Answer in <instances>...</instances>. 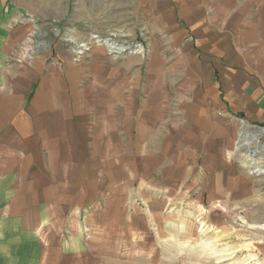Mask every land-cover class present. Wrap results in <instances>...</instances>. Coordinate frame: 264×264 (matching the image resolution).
<instances>
[{"label": "rangeland", "instance_id": "obj_1", "mask_svg": "<svg viewBox=\"0 0 264 264\" xmlns=\"http://www.w3.org/2000/svg\"><path fill=\"white\" fill-rule=\"evenodd\" d=\"M0 21L9 85L40 74L50 104L19 264H264V174L238 149L264 127L215 76L264 67V0H0Z\"/></svg>", "mask_w": 264, "mask_h": 264}, {"label": "crops", "instance_id": "obj_2", "mask_svg": "<svg viewBox=\"0 0 264 264\" xmlns=\"http://www.w3.org/2000/svg\"><path fill=\"white\" fill-rule=\"evenodd\" d=\"M6 33V37L0 33V264H19V254L15 253L17 250L23 252L19 259L32 256L30 249L36 245L37 240L30 236L38 233L31 226V220L38 217L33 212L18 211V187L26 185V178L33 180L34 174L44 177V171H48L47 165L42 164L40 159L37 162L35 158L34 142L35 139L41 141L49 138L52 134H49L48 99L37 97L30 100L35 83L41 81V75L35 78L18 71L22 75L12 83L15 86L9 85L8 72L18 67L7 69L2 66L3 46L9 48L17 38H12L11 32ZM22 39L19 38L20 41ZM255 71L254 75L239 76V73L215 69V76L220 97L230 111L250 124L264 126V67L255 68ZM11 89L12 93H8L7 90ZM27 156L33 157L34 162L29 171L24 172L27 165L23 164L27 163ZM29 242L35 244L31 243L28 247ZM24 264H35V260L34 263L29 260Z\"/></svg>", "mask_w": 264, "mask_h": 264}, {"label": "bare ground", "instance_id": "obj_3", "mask_svg": "<svg viewBox=\"0 0 264 264\" xmlns=\"http://www.w3.org/2000/svg\"><path fill=\"white\" fill-rule=\"evenodd\" d=\"M263 133H264L263 130H261L260 133L258 134L255 133L256 135L247 134L246 136L251 137V140H247V142L242 143L239 147L237 146L238 149L243 146L250 147L249 150L243 153L244 160L241 163L246 169L250 171V174L252 175L264 174V146L261 149L251 147L252 144H254L255 142H259L261 140ZM243 139L245 138L243 137ZM260 230L264 231V225L260 226Z\"/></svg>", "mask_w": 264, "mask_h": 264}, {"label": "trees", "instance_id": "obj_4", "mask_svg": "<svg viewBox=\"0 0 264 264\" xmlns=\"http://www.w3.org/2000/svg\"><path fill=\"white\" fill-rule=\"evenodd\" d=\"M264 127V126H263Z\"/></svg>", "mask_w": 264, "mask_h": 264}]
</instances>
